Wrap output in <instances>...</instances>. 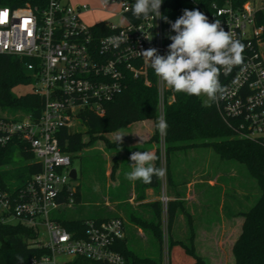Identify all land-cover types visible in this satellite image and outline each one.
Masks as SVG:
<instances>
[{"label":"built area","instance_id":"obj_1","mask_svg":"<svg viewBox=\"0 0 264 264\" xmlns=\"http://www.w3.org/2000/svg\"><path fill=\"white\" fill-rule=\"evenodd\" d=\"M121 7L123 15L129 3L122 0ZM88 8L69 0H46L43 6H0V54L26 60L33 78L32 91L43 100L37 119L31 114L18 120L0 117V146L27 143L41 166L20 190L0 187V225L20 223L35 234L29 246L36 252L26 264H124L125 258L117 249L125 238L121 217L88 218L83 226L69 229L54 213L76 201L70 176L73 159L61 149L59 132L63 128L76 130L85 111L103 115L107 103L131 80L155 84L159 119H165V106L175 99L140 53L156 48L158 54H167L172 42L168 34L175 32L163 15L137 23L126 19L122 25L107 24L110 31L106 33L97 23L83 21L82 13ZM160 11L162 14V8ZM204 14L209 22L219 19L226 31L245 44L242 63L229 75L220 76L228 95L216 105L239 120L244 137L264 141V25L260 23L264 0H247L241 5L214 3L211 12ZM121 33L128 34V40L119 47L105 46V38ZM160 168L165 170L159 192L165 241L171 201L165 152Z\"/></svg>","mask_w":264,"mask_h":264},{"label":"trees","instance_id":"obj_2","mask_svg":"<svg viewBox=\"0 0 264 264\" xmlns=\"http://www.w3.org/2000/svg\"><path fill=\"white\" fill-rule=\"evenodd\" d=\"M46 0H0V6L17 7L24 5L43 6ZM112 1V0H110ZM122 1V0H121ZM129 9L123 12L126 19L132 22L136 19L131 12L135 0H125ZM227 1L233 5H241L247 0H163L162 15L172 22L183 14L184 9H198L202 13L211 12L212 5H223ZM165 21V20H164ZM264 25V18L260 19ZM97 25L104 32L110 28L104 22ZM264 43V32L262 34ZM26 60L15 56L0 54V112H10L6 119L18 120L31 114L39 118L43 107V100L33 91L15 95L13 90L20 84H30L33 81L32 73L27 70ZM175 99L165 106V121L167 131L165 137V155L167 160V183H170L169 159L176 150L190 147H212L213 150L225 160L236 161L245 168V175L255 181L260 195L255 203L248 209L242 208L237 212L241 216V232L233 244L235 264H264V141L258 138H248L241 134L239 120L221 112L214 103L205 104L202 97L187 96L182 93L170 91ZM21 112L20 115L18 113ZM85 132L63 128L59 132L61 149L74 155L81 152L94 138H104L108 132L117 131L127 125L145 119L159 121L158 93L155 84L148 86L141 80H131L127 88L106 105L103 115L92 111L81 114ZM84 135H89L85 140ZM160 136V135H159ZM155 137H158L156 132ZM111 145L112 141L106 139ZM118 143V142H117ZM157 168H160L161 153L157 152ZM41 170L40 164L27 143L15 141L6 146H0V187L8 190H20L32 176ZM225 182H233L236 176L222 177ZM162 177H154L151 184L144 187L153 188L160 192ZM75 200L80 201L81 190L78 185ZM155 211L152 219L136 220L142 228L150 231L158 255L156 257L139 254L125 237L117 245V249L125 258L124 264H163V229L162 204L160 200L150 203ZM177 201L168 204V225L171 227L176 216ZM61 222L69 229L83 226L84 220L73 219ZM33 231L23 224L0 225V264H26L36 252L29 246L30 239L34 238ZM190 246L182 241L169 239V257L172 249L179 245L188 255L195 258L193 264H205L202 256L194 247V231L190 237Z\"/></svg>","mask_w":264,"mask_h":264},{"label":"rangeland","instance_id":"obj_3","mask_svg":"<svg viewBox=\"0 0 264 264\" xmlns=\"http://www.w3.org/2000/svg\"><path fill=\"white\" fill-rule=\"evenodd\" d=\"M69 1L73 4L81 3L89 6L82 13V19L87 25H94L98 22H104L109 25H122L126 22V18L120 13L122 9L121 0H117L116 2L110 0ZM262 52L264 55V47ZM32 88V83L20 84L14 88L13 93L15 95L25 94L31 92ZM201 97L205 103L207 98L205 96ZM210 103L216 104V102H209L208 104ZM9 114L11 113L0 112V116H9ZM20 114L21 112L18 113V115ZM149 120L152 126L155 125V134L156 132L158 133V137L154 138L159 147L158 151L161 149V152L164 154L166 145L164 134L159 132L157 121L153 119ZM127 128L128 125L117 131L106 133L104 138H94L81 152L73 156L72 167L77 169L78 178L72 179L71 183L75 186L80 185L83 198L75 202L71 207L54 212L56 216L60 217V220L69 221L77 217L116 215L121 211L120 207L122 205L126 208L132 206V203L129 201L122 204L115 202L113 193L116 188L114 182L116 181L119 156L125 150L132 153L142 148V145L131 146L128 142L124 144L115 141L117 137L129 133V129ZM76 130L85 132L86 126L82 122H79L77 123ZM84 139L88 140L89 135H84ZM106 139H110L112 144H107ZM174 153L173 164H176L177 167L181 165L183 168L185 167V157L189 158L193 154L192 151H175ZM196 153L198 154L197 156H192L194 157V161L202 163V213L197 222L201 231V234L198 236L199 253L202 254L201 256L205 264H235L232 248L241 232L243 220L237 212L242 208L248 209L255 203L260 195L259 189H257L255 181L245 175V168L242 164L222 159L212 147H202L196 150ZM108 166L112 169V172L107 176L105 170ZM194 166L195 164L192 166L190 172L193 171ZM218 175L220 177L236 176V180L233 182L234 188L232 189L231 181L227 183L221 178L216 181L215 176ZM210 179L214 182L216 181L215 186H208L207 180ZM108 183L112 184V186L109 187ZM158 193L159 191H156V194ZM131 196L132 194L129 192L126 198H130ZM178 209L179 207H177ZM188 221V218L181 219L178 217L171 227L168 225V238L166 237L165 241L163 240V264H175L174 249L176 250L175 247L179 245L172 249L170 259L167 245L169 239H174L177 242L182 241L190 246V237L192 231H194L193 244L196 250L197 235L194 227L191 229L189 227V223L192 225L195 219H190L191 222ZM44 237V234L40 235V238L43 239ZM139 242L140 244L136 243L133 245L139 254L152 257L158 255L157 246L151 236H148L147 240L143 239ZM193 259L195 260L194 257Z\"/></svg>","mask_w":264,"mask_h":264},{"label":"clouds","instance_id":"obj_4","mask_svg":"<svg viewBox=\"0 0 264 264\" xmlns=\"http://www.w3.org/2000/svg\"><path fill=\"white\" fill-rule=\"evenodd\" d=\"M162 3L163 0H135L131 6L132 15L136 19L160 18ZM162 18L175 32V35L168 34L167 38L172 42L167 54H158L156 48L140 52L156 77L175 93L205 96V104L225 99L228 89L221 84L220 76L229 75L234 66L242 63L245 44L226 31L219 19L209 22L198 9H184L174 22L166 16ZM125 39L128 40V34L121 33L105 38L104 44L119 47ZM157 128L161 134H166L164 118L159 119ZM122 137H117L119 143H122ZM156 159L150 151L133 152L130 155L132 170L125 174L126 179L151 184L154 177H162L165 170L154 165Z\"/></svg>","mask_w":264,"mask_h":264},{"label":"crops","instance_id":"obj_5","mask_svg":"<svg viewBox=\"0 0 264 264\" xmlns=\"http://www.w3.org/2000/svg\"><path fill=\"white\" fill-rule=\"evenodd\" d=\"M127 129H129V133L122 135V143L125 144L126 142H128L131 146L142 145V148L137 151H150L157 156L159 147L157 145L156 140L154 139L155 125L152 126L149 119L133 122L128 125ZM115 141L118 140L116 139ZM200 148L202 147H190L186 149L176 150L177 152L192 151L193 153L189 158L187 156L185 157L184 168L181 167V165L177 167L176 164H173V155L175 154V151L171 153L169 159L171 180L169 184L167 183V185H169L168 195L170 196L171 200L177 201L179 204V209L176 211V216L173 221V224L178 217H180L181 219L188 218V222H191L190 219H195L192 225L189 223V227L190 229L192 227H194L195 229V233L197 235L196 252L199 255H202L199 253L200 247L198 239V236L199 234H201V231L199 225L197 224L198 219L200 218V215L202 213V163L195 162L194 157H192L198 155L196 153V150ZM122 153L123 154L119 156L116 181L114 182V184L116 185L115 192H113L115 196L114 201L118 204H122L126 201H129L130 203H132V206L126 208L122 205V207H120L121 211L116 215L108 214L86 218L77 217L73 219L85 220L88 218L103 219L110 217H121L124 220L125 237L132 245H134L136 243L140 244L139 241H142L143 239L147 240L148 236H150V231H147L146 229L138 225L136 220H139V218L148 220L154 217L155 211L150 205V203L159 199V193L156 194V191L153 188L144 187V183L141 181L132 182L126 179L125 174L132 170L131 163L133 162L130 160V155L133 152L130 153L128 150H125ZM160 153L162 154L161 149ZM194 164L195 166L193 168V171L190 172ZM154 165L157 166V159L154 161ZM110 172H112V169L108 166L105 170V173L108 176ZM220 178L222 179V176H215L216 181H218ZM216 181L214 182L211 179L207 180L208 186H215ZM108 185L109 187L112 186V184L110 183H108ZM73 186L76 188V191H78V185ZM129 192L130 194H132V196L130 198H126ZM82 198L83 194L81 192V199ZM109 198H111V196H109ZM175 248V264H193L195 262L193 257L188 255L181 246H177Z\"/></svg>","mask_w":264,"mask_h":264},{"label":"water","instance_id":"obj_6","mask_svg":"<svg viewBox=\"0 0 264 264\" xmlns=\"http://www.w3.org/2000/svg\"><path fill=\"white\" fill-rule=\"evenodd\" d=\"M70 176H71L72 179H77V178H78L76 168H72V169H71V171H70Z\"/></svg>","mask_w":264,"mask_h":264}]
</instances>
